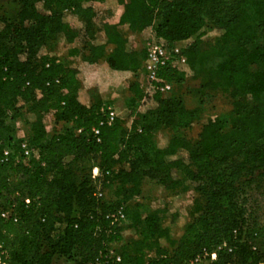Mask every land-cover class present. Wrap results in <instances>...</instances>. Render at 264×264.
<instances>
[{
  "label": "trees",
  "instance_id": "obj_1",
  "mask_svg": "<svg viewBox=\"0 0 264 264\" xmlns=\"http://www.w3.org/2000/svg\"><path fill=\"white\" fill-rule=\"evenodd\" d=\"M16 1L15 19L0 18L1 263L92 264L113 248L118 264H187L226 243L232 253L212 264H264V226L250 227L239 201L242 178H264V0H110L122 8L118 24L97 20L92 4L108 0ZM148 28L169 46L197 38L183 51L190 78L168 67L141 84L146 52L127 45ZM79 37L69 54L77 61L59 59L57 48ZM122 81L129 117L108 125L101 94ZM187 81L192 109L180 93ZM162 83L172 86L168 97L157 91ZM207 99L227 109L188 140ZM48 114L53 133L43 125ZM15 120L29 127L38 159L25 160L10 137ZM147 182L194 195L181 237L170 235L176 212L133 203ZM97 186L114 194L98 200ZM120 206L126 221L110 226L105 215Z\"/></svg>",
  "mask_w": 264,
  "mask_h": 264
},
{
  "label": "rangeland",
  "instance_id": "obj_2",
  "mask_svg": "<svg viewBox=\"0 0 264 264\" xmlns=\"http://www.w3.org/2000/svg\"><path fill=\"white\" fill-rule=\"evenodd\" d=\"M93 8L96 11L97 20L99 23H104L108 20L113 21V19L116 18L120 13V10L122 11V8L117 4H110V0L106 1V4L103 6L94 5ZM17 11L18 4L16 0H0V18L5 17L11 20L15 19ZM152 37L153 32H149L146 38L140 40L141 44L138 49L145 50L147 47V43L151 41ZM209 37L210 36L208 34L204 36L202 40L208 41ZM102 38V35L97 36L98 40H101ZM137 40L138 38L136 36L131 39L129 41V44L127 45V49L132 50L134 47V44L132 43ZM196 40L197 38L193 37L188 40L186 46H184L183 44L182 45L187 48ZM80 42L81 38L79 37L72 45L58 47L56 51L57 57L63 61L70 60L76 62L77 59L69 58V54L73 49H77L80 47ZM252 70H255V68H252ZM123 82L126 81H122L116 85L107 87L103 91V93L119 86ZM193 89L194 84L190 81H187L183 85V88L180 92L183 93L182 96L185 106L190 109L197 106L196 97L194 95L187 94V91H191ZM245 100L246 102H251L250 97H246ZM112 107H114V110L110 107H108L107 109H110L115 113V109L117 110L118 107ZM201 108L202 112L200 113L199 119L195 123H193L190 130L184 132V136L188 140L194 141L202 125L206 124L211 117L222 114L227 109L226 106L217 99L205 100ZM128 117L129 111L127 112V116L124 121H127ZM42 121L45 130L48 133H53L54 131L59 129V126L54 122L53 115H45ZM10 125L12 131L9 133V135L13 139L14 143H26L29 140V127L27 125L23 124V122H21L20 120H15L11 122ZM165 136V132H160L157 135V138L161 140V143H164ZM178 157H180L184 162H187L188 160V154L184 151H179ZM239 185V201L243 205L245 212L244 217L248 219L250 227L258 229L259 227L264 226V178L260 177V172H255L251 177L242 178ZM97 188H99V186H97ZM104 193V198L110 199L112 194H114V188H110L109 191H104ZM193 198L194 195L191 192H187L185 194L165 192L162 191L154 182H147L142 189L140 197L133 199V203H141L144 206L152 207L166 206L170 209L171 212H176L178 217L171 224L172 226L170 229V235L173 238H179L182 235V227L186 221L187 215H189L194 210L195 206L193 205ZM262 248L264 251V242H262ZM52 264H76V260L73 258L56 257L53 260Z\"/></svg>",
  "mask_w": 264,
  "mask_h": 264
},
{
  "label": "built area",
  "instance_id": "obj_3",
  "mask_svg": "<svg viewBox=\"0 0 264 264\" xmlns=\"http://www.w3.org/2000/svg\"><path fill=\"white\" fill-rule=\"evenodd\" d=\"M99 5L97 3H93L92 6ZM188 41H184L173 46H169L168 43L162 39H158L154 36L147 43V47L145 49L146 57L143 64V71L141 74V84L143 85H151L157 78L159 71L165 68H173L176 71L184 74L186 78H190L192 76V72L187 64L186 58L183 55V51L185 50ZM184 46H183V45ZM172 86L168 83H162L157 91L162 97H166L171 93ZM52 115V114H48ZM116 118L115 113L107 109L106 114V123L110 125L114 119ZM94 136L98 135L97 130H93ZM21 150L23 152V158L27 160L28 158L38 159L36 153L28 147L26 143L21 144ZM9 157V153L5 152L3 155V160L7 161ZM99 177V172L96 168L92 170V180L96 181ZM105 193L101 191L100 188H97L94 197L96 199H102ZM28 203V200H26ZM1 218L8 219L9 214L3 213ZM105 219L109 222L110 226L122 225L125 223L126 218L123 212V207H116L113 211L107 213L105 215ZM15 221V220H14ZM226 251L227 253H232V249L227 247L226 243H222L218 245L211 252L203 251L199 256L190 261L187 264H212L217 260V256L219 252ZM120 262V256L116 253L113 248L106 250L105 253H101L97 259L92 264H118ZM0 264H4L1 263Z\"/></svg>",
  "mask_w": 264,
  "mask_h": 264
},
{
  "label": "crops",
  "instance_id": "obj_4",
  "mask_svg": "<svg viewBox=\"0 0 264 264\" xmlns=\"http://www.w3.org/2000/svg\"><path fill=\"white\" fill-rule=\"evenodd\" d=\"M109 9H111V8H109ZM104 10H107V9H104ZM120 15H121V10H120V13L118 14V16L113 19V21L108 20V21H105L104 23L110 22L113 24H118ZM118 30H120L122 32V34H124L125 37H129L128 29L126 26H119ZM149 32H152V30L150 28L144 30L141 34L136 36L138 38V40L132 43V44H134L132 51L138 50V48L140 47V44H141L140 40L146 38V36ZM128 86H129L128 81L123 82L119 86L106 91L101 96L102 101L104 103H107L111 109L114 110V107H112V106L118 107L117 110L115 109V115H116V118L121 120V121H124L126 119L127 112H128L126 107H125V104H124V97L127 94ZM121 104L124 107V109L121 106Z\"/></svg>",
  "mask_w": 264,
  "mask_h": 264
}]
</instances>
